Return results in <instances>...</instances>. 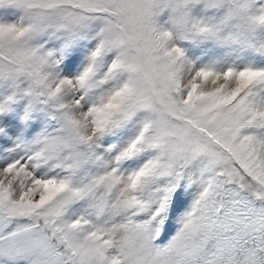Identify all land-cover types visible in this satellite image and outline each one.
Masks as SVG:
<instances>
[{
    "label": "snow or ice",
    "instance_id": "6c2138e0",
    "mask_svg": "<svg viewBox=\"0 0 264 264\" xmlns=\"http://www.w3.org/2000/svg\"><path fill=\"white\" fill-rule=\"evenodd\" d=\"M0 264H264V0H0Z\"/></svg>",
    "mask_w": 264,
    "mask_h": 264
}]
</instances>
